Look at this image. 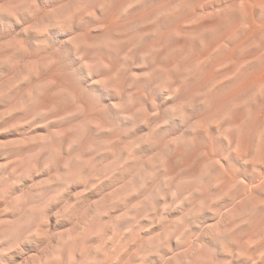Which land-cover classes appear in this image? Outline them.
I'll return each mask as SVG.
<instances>
[{
	"label": "clouds",
	"instance_id": "9594fccd",
	"mask_svg": "<svg viewBox=\"0 0 264 264\" xmlns=\"http://www.w3.org/2000/svg\"><path fill=\"white\" fill-rule=\"evenodd\" d=\"M0 264H264V0H0Z\"/></svg>",
	"mask_w": 264,
	"mask_h": 264
}]
</instances>
